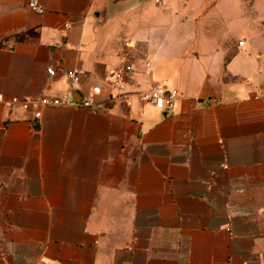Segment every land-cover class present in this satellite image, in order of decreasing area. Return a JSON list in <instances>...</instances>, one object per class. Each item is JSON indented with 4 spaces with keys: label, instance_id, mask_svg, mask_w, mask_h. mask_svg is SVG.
<instances>
[{
    "label": "crops",
    "instance_id": "0c3cea01",
    "mask_svg": "<svg viewBox=\"0 0 264 264\" xmlns=\"http://www.w3.org/2000/svg\"><path fill=\"white\" fill-rule=\"evenodd\" d=\"M37 1L0 0V92L103 90L37 118L0 101V264H264V21L226 0L105 22V0ZM124 60L129 102L106 91ZM154 81L178 89L167 112L137 96Z\"/></svg>",
    "mask_w": 264,
    "mask_h": 264
},
{
    "label": "built area",
    "instance_id": "2783aa9c",
    "mask_svg": "<svg viewBox=\"0 0 264 264\" xmlns=\"http://www.w3.org/2000/svg\"><path fill=\"white\" fill-rule=\"evenodd\" d=\"M161 2L160 0H156ZM28 6L36 9L41 12L43 6L37 0H28ZM243 40L238 41L239 44H242ZM126 45L128 41H125ZM216 53H214L213 59L210 63L207 72V83L208 89L200 92V96L206 97L208 95H219L220 86L216 81V75L219 71L222 60L218 58L217 66L215 64ZM150 68V62L147 59L145 61V70L148 71ZM132 64L129 60H124L119 65L108 69V81L106 86V91L114 97H123L126 98V102H129L127 98V85L130 79V73L132 72ZM47 72L54 74L55 70L52 66L47 68ZM68 78L75 82L79 79V69L77 67H72L66 70ZM213 85V86H212ZM211 86L214 88L212 91ZM103 86L99 83L93 84L90 89L81 96L78 100L74 99L71 95V92L65 91L61 95H41L35 98L21 97L18 95H6L3 92H0V101L4 103L7 107H11L14 104H20V106L25 110H32L33 117L37 118L40 113V105L47 103H66V104H82V105H92L94 103V97L96 94L101 93ZM178 94V89L176 87L167 88L164 84L158 81L152 82L148 88L140 89L137 91V96L141 100H147L153 102L161 110L168 111L174 105V98Z\"/></svg>",
    "mask_w": 264,
    "mask_h": 264
},
{
    "label": "rangeland",
    "instance_id": "374dc122",
    "mask_svg": "<svg viewBox=\"0 0 264 264\" xmlns=\"http://www.w3.org/2000/svg\"><path fill=\"white\" fill-rule=\"evenodd\" d=\"M151 2L152 0H148V3ZM225 2L221 7L228 8V10L232 9L234 13L240 14V26L243 23L242 20L253 17L252 15L264 21V0H226Z\"/></svg>",
    "mask_w": 264,
    "mask_h": 264
},
{
    "label": "water",
    "instance_id": "95a60500",
    "mask_svg": "<svg viewBox=\"0 0 264 264\" xmlns=\"http://www.w3.org/2000/svg\"><path fill=\"white\" fill-rule=\"evenodd\" d=\"M140 0H105L104 1V17L103 22L111 18L112 16L124 11L125 9L131 7ZM96 14H99L96 11Z\"/></svg>",
    "mask_w": 264,
    "mask_h": 264
}]
</instances>
